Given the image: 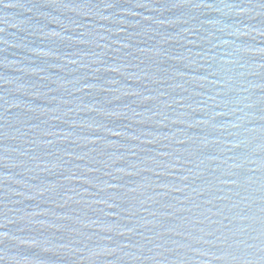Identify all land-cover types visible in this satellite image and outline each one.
Masks as SVG:
<instances>
[{"label":"water","instance_id":"95a60500","mask_svg":"<svg viewBox=\"0 0 264 264\" xmlns=\"http://www.w3.org/2000/svg\"><path fill=\"white\" fill-rule=\"evenodd\" d=\"M0 264H264V0H0Z\"/></svg>","mask_w":264,"mask_h":264}]
</instances>
